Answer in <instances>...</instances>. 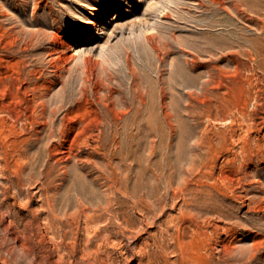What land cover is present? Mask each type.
Returning a JSON list of instances; mask_svg holds the SVG:
<instances>
[{
    "label": "rangeland",
    "instance_id": "1",
    "mask_svg": "<svg viewBox=\"0 0 264 264\" xmlns=\"http://www.w3.org/2000/svg\"><path fill=\"white\" fill-rule=\"evenodd\" d=\"M0 264H264V0H0Z\"/></svg>",
    "mask_w": 264,
    "mask_h": 264
},
{
    "label": "bare ground",
    "instance_id": "2",
    "mask_svg": "<svg viewBox=\"0 0 264 264\" xmlns=\"http://www.w3.org/2000/svg\"><path fill=\"white\" fill-rule=\"evenodd\" d=\"M166 14V13H165ZM166 16V15H165ZM155 36H156V34H154V33H150V34H147L146 35V38L148 39V41L150 42V43H153V39L155 38ZM157 43V42H156ZM155 43V44H156ZM154 44V43H153ZM152 44V45H153ZM151 45V44H150ZM156 46V45H155ZM158 46V45H157ZM165 46V45H164ZM128 52V51H127ZM128 54V53H127ZM127 58V57H126ZM127 61V60H126ZM196 61V60H195ZM129 62H130V57H129ZM130 66V65H129ZM130 68H132V66L130 67ZM131 70V69H130ZM210 70V69H209ZM131 72H133V70L131 71ZM134 73V72H133ZM135 76V75H134ZM188 91V90H187ZM192 93V92H191ZM190 93V94H191ZM189 94V93H188ZM246 100V99H245ZM78 241V240H77ZM108 261V260H107ZM99 262V261H98Z\"/></svg>",
    "mask_w": 264,
    "mask_h": 264
}]
</instances>
